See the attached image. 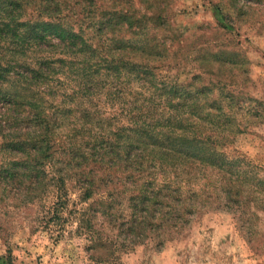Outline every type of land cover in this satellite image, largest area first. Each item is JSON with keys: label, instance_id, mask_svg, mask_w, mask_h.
I'll return each mask as SVG.
<instances>
[{"label": "trees", "instance_id": "1", "mask_svg": "<svg viewBox=\"0 0 264 264\" xmlns=\"http://www.w3.org/2000/svg\"><path fill=\"white\" fill-rule=\"evenodd\" d=\"M56 2L35 0L36 14L22 18L30 0H0V41L8 45L7 54H0V106L9 117L0 122V138L13 159L0 176L16 185L35 181L37 189L51 177L53 222L62 219L69 203L67 182L78 184L82 202L94 200L81 210L79 230L89 231L101 214L117 231L112 236L89 234L104 256L118 245L162 241L187 225L193 213L173 179L186 162L237 175L235 163L215 147L218 142L209 128L214 111H223L210 96L215 83H204L196 72L171 78L163 69L174 62L173 46L165 44L166 37L151 39L150 32L157 29L160 35L168 27V5L142 0L138 6H111L102 15L90 6L98 20L86 27L64 19L67 1ZM104 36L111 45H104ZM54 49H61L68 60L86 61L80 66L70 62L66 68V75H79L71 94L61 95V88L53 93L50 80L65 66L54 60ZM96 58L97 64L89 62ZM210 60L194 69L218 84L227 80L212 67L243 70L249 63L240 53L225 50L211 54ZM89 96L111 103L114 112L100 113L98 105H87L94 100ZM220 112L221 120L229 116Z\"/></svg>", "mask_w": 264, "mask_h": 264}, {"label": "rangeland", "instance_id": "2", "mask_svg": "<svg viewBox=\"0 0 264 264\" xmlns=\"http://www.w3.org/2000/svg\"><path fill=\"white\" fill-rule=\"evenodd\" d=\"M30 1L32 4L22 18L36 14L35 0ZM66 1V5H62V17L88 27L98 20V16L91 15L90 6L97 10L96 14L102 15L111 6H138L142 0ZM151 2H162L170 8L168 27L162 29L160 35L157 29L150 32L151 39L166 37L165 44L169 48L173 46L170 58L174 62L163 69L171 78L196 72L205 79L204 83L211 80L215 83L210 96L216 102L215 107L223 111H214L215 121L209 128L214 131V141L218 142L215 147L235 163L232 167L237 175L231 176L198 161L186 162L177 175L173 174V179L180 184L183 200L192 204L188 224L170 231L162 241L147 239L134 247L118 245L115 252L106 253L107 256L94 247L88 236L104 233L112 236L117 235V231L104 222L101 214L89 231L79 230L77 218L94 200L82 202L83 190L74 181L67 182L69 203L65 205L62 219L53 222L49 213L55 202L51 177L37 189L35 181L33 185L19 182L16 185L0 176V264H264V0ZM101 40L104 45H111L110 37L104 36ZM54 50V60H63L65 66L63 73L50 80L53 93L58 89L57 95L61 88V95L71 94L79 75H66V68L70 62L80 66L86 61L83 58L68 60L60 53L61 49ZM223 50L236 51L249 63L243 70L212 67L226 78L221 84L214 81L213 76L194 69L199 68L196 64L202 60H210L211 54ZM7 52L8 45L0 41V54ZM174 52L178 55H173ZM95 60L97 58L89 62L97 64ZM89 97L88 100H94L86 104L98 105L100 113L114 112L111 103L105 104L96 96ZM230 106L232 108L228 109ZM219 112L229 116L221 120ZM2 120L8 121L9 117L0 106V122ZM6 145L0 138V171L13 160ZM238 190L241 196L235 195ZM96 209L97 205L91 211Z\"/></svg>", "mask_w": 264, "mask_h": 264}]
</instances>
